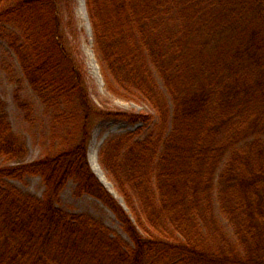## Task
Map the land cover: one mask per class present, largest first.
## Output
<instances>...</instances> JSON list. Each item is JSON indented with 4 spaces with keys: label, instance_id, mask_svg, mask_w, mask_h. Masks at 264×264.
<instances>
[{
    "label": "trees",
    "instance_id": "16d2710c",
    "mask_svg": "<svg viewBox=\"0 0 264 264\" xmlns=\"http://www.w3.org/2000/svg\"><path fill=\"white\" fill-rule=\"evenodd\" d=\"M85 6L106 89L142 97L157 124L99 152L125 210L89 165L92 125L154 116L96 107L75 0H0V37L60 134L49 154L24 162L0 96V264H264V0ZM27 176L42 179V197L12 183ZM69 181L113 211L129 241L62 209Z\"/></svg>",
    "mask_w": 264,
    "mask_h": 264
},
{
    "label": "rangeland",
    "instance_id": "374dc122",
    "mask_svg": "<svg viewBox=\"0 0 264 264\" xmlns=\"http://www.w3.org/2000/svg\"><path fill=\"white\" fill-rule=\"evenodd\" d=\"M75 16L80 29L78 45L87 71L90 93L96 107L103 111H122L154 116L150 123L133 124L114 118H96L92 125L87 149L89 165L104 187L120 204L124 205L114 184L109 180L107 173L99 163V152L107 141L129 132H136L138 139L146 138L154 131L157 116L153 108L142 97L133 95L129 99H121L106 89L99 61L94 52L92 29L85 0H75ZM0 96L5 102L8 120L13 132L27 145V155L24 162L37 161L49 154L52 150V144L57 142L60 134L57 131L54 135L52 134V115L46 111L42 101L25 79L17 57L4 37H0ZM16 96H19L22 102L27 103L30 109L22 108ZM92 165L97 167V172L105 183L95 173ZM12 183L23 192L37 197H42L45 191L44 183L38 176H27L23 180H15ZM74 190L75 183L69 181L61 193L59 206L62 209L72 213L90 215L108 226L114 234L121 235L129 241L121 221L113 211L92 196H75ZM123 208L127 210L126 207L123 206Z\"/></svg>",
    "mask_w": 264,
    "mask_h": 264
},
{
    "label": "bare ground",
    "instance_id": "6f19581e",
    "mask_svg": "<svg viewBox=\"0 0 264 264\" xmlns=\"http://www.w3.org/2000/svg\"><path fill=\"white\" fill-rule=\"evenodd\" d=\"M92 168H93V170L95 171V173L98 175V177L102 180V182L105 183L104 179H103V178L99 175V173L97 172V167H95V166L92 165Z\"/></svg>",
    "mask_w": 264,
    "mask_h": 264
}]
</instances>
